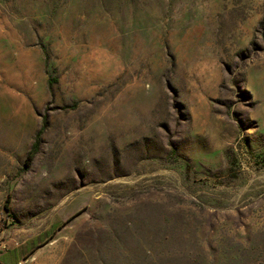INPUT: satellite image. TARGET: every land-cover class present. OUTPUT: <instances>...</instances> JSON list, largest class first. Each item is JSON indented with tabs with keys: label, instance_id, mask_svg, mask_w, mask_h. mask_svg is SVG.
<instances>
[{
	"label": "rangeland",
	"instance_id": "1",
	"mask_svg": "<svg viewBox=\"0 0 264 264\" xmlns=\"http://www.w3.org/2000/svg\"><path fill=\"white\" fill-rule=\"evenodd\" d=\"M3 244L264 264V0H0Z\"/></svg>",
	"mask_w": 264,
	"mask_h": 264
},
{
	"label": "crops",
	"instance_id": "2",
	"mask_svg": "<svg viewBox=\"0 0 264 264\" xmlns=\"http://www.w3.org/2000/svg\"><path fill=\"white\" fill-rule=\"evenodd\" d=\"M5 245H0V264H23L24 256L20 251L5 250Z\"/></svg>",
	"mask_w": 264,
	"mask_h": 264
},
{
	"label": "trees",
	"instance_id": "3",
	"mask_svg": "<svg viewBox=\"0 0 264 264\" xmlns=\"http://www.w3.org/2000/svg\"><path fill=\"white\" fill-rule=\"evenodd\" d=\"M46 123L43 125V129L39 132L38 136L40 137L42 135V133L44 132V128L46 126ZM38 147H39V143L36 141L31 152L28 154L27 158H26V161H25V164L27 167H30L31 164L33 163L34 159H35V156H36V153L38 151Z\"/></svg>",
	"mask_w": 264,
	"mask_h": 264
}]
</instances>
